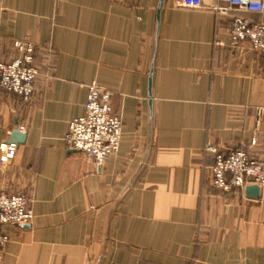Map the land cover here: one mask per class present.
<instances>
[{"label":"crops","instance_id":"1","mask_svg":"<svg viewBox=\"0 0 264 264\" xmlns=\"http://www.w3.org/2000/svg\"><path fill=\"white\" fill-rule=\"evenodd\" d=\"M158 2L0 0L3 59L26 40L38 67L28 101L0 88V144L25 133L0 193L27 194L33 213L5 225L0 264H264V187L216 188L205 150L264 159V52L228 35L234 15L264 13L164 0L157 25ZM92 82L122 119L101 164L63 139Z\"/></svg>","mask_w":264,"mask_h":264},{"label":"built area","instance_id":"2","mask_svg":"<svg viewBox=\"0 0 264 264\" xmlns=\"http://www.w3.org/2000/svg\"><path fill=\"white\" fill-rule=\"evenodd\" d=\"M204 1L176 0L180 6L188 8H203ZM214 8L221 14L232 11L263 14L264 0H217ZM228 35L232 45L246 40L253 50L264 52V21L234 15ZM14 46L21 54L10 61L4 60L0 51V88L28 101L38 75V68L33 64L34 45L26 40H16ZM112 95L99 83L89 84L84 112L69 121L63 137L70 148L85 153L98 164L119 149L122 139V119L113 108ZM260 115L261 109H258L256 123ZM255 141L256 137H253L251 143ZM16 147L13 142L1 143L0 162L11 159ZM205 150L215 153L210 170L216 188L231 191L245 189L248 185L264 187V159L253 158L243 149L224 153L208 145ZM31 202V197L24 193H0V257L9 241L5 225L28 224L33 217Z\"/></svg>","mask_w":264,"mask_h":264},{"label":"water","instance_id":"3","mask_svg":"<svg viewBox=\"0 0 264 264\" xmlns=\"http://www.w3.org/2000/svg\"><path fill=\"white\" fill-rule=\"evenodd\" d=\"M164 0H159L158 6H157V25L159 24L160 20V11ZM151 72L150 71V78H151ZM25 138V133L20 131L19 129H12L10 132V139L8 142H13L15 144L22 143ZM245 192L251 196V197H258L260 194V188L257 185H248L245 187ZM26 225V224H23Z\"/></svg>","mask_w":264,"mask_h":264},{"label":"rangeland","instance_id":"4","mask_svg":"<svg viewBox=\"0 0 264 264\" xmlns=\"http://www.w3.org/2000/svg\"><path fill=\"white\" fill-rule=\"evenodd\" d=\"M11 60H12V59H11ZM9 61H10V60H9ZM33 64L36 65L35 62H34V60H33ZM36 67H37V65H36ZM37 68H38V67H37ZM5 91H6V90H5Z\"/></svg>","mask_w":264,"mask_h":264}]
</instances>
